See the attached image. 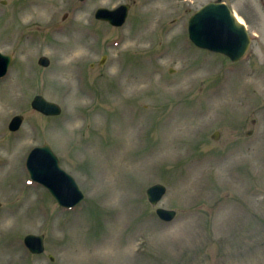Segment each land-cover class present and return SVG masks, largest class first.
Returning <instances> with one entry per match:
<instances>
[{"label": "rangeland", "instance_id": "rangeland-1", "mask_svg": "<svg viewBox=\"0 0 264 264\" xmlns=\"http://www.w3.org/2000/svg\"><path fill=\"white\" fill-rule=\"evenodd\" d=\"M123 1L0 0V264H264V0H228L251 37L238 62L188 39L209 0H137L120 27L94 18ZM36 94L60 115L34 110ZM44 143L84 195L72 209L30 181Z\"/></svg>", "mask_w": 264, "mask_h": 264}, {"label": "water", "instance_id": "water-1", "mask_svg": "<svg viewBox=\"0 0 264 264\" xmlns=\"http://www.w3.org/2000/svg\"><path fill=\"white\" fill-rule=\"evenodd\" d=\"M128 8L124 5L108 9L100 7L95 12V17L107 20L113 25H122L125 21ZM189 39L199 48L227 56L231 61L240 59L250 45V37L244 24L236 14L224 3L209 2L198 8L188 20ZM11 55L0 52V77L5 75ZM38 64L47 66L49 59L45 56L38 58ZM31 106L44 115H58L61 108L58 104L46 100L41 95H35ZM21 115H14L9 121L8 128L17 130L22 123ZM251 131H248L249 134ZM218 132L212 138L216 139ZM26 166L33 180L46 186L55 197L60 206L72 208L83 198L75 180L58 164L55 153L47 143L30 150ZM147 200L151 205H156L166 192V187L161 183L150 185L145 190ZM156 215L164 220L171 221L175 211L157 207ZM23 243L29 252L41 254L44 251V234H26ZM53 260L52 255H48Z\"/></svg>", "mask_w": 264, "mask_h": 264}, {"label": "flooded vegetation", "instance_id": "flooded-vegetation-1", "mask_svg": "<svg viewBox=\"0 0 264 264\" xmlns=\"http://www.w3.org/2000/svg\"><path fill=\"white\" fill-rule=\"evenodd\" d=\"M146 1H148V0H146ZM181 1H184L185 3H187L186 0H181ZM208 2H222V3H225L228 6H230L228 0H209ZM136 3H137V0H126V1L124 0L122 3L118 4V7L124 5L126 8H132ZM179 5L181 7V4H179ZM188 6L192 7L191 5H188ZM181 8H186V6L185 7H181Z\"/></svg>", "mask_w": 264, "mask_h": 264}, {"label": "bare ground", "instance_id": "bare-ground-1", "mask_svg": "<svg viewBox=\"0 0 264 264\" xmlns=\"http://www.w3.org/2000/svg\"><path fill=\"white\" fill-rule=\"evenodd\" d=\"M240 21H242L240 18H239Z\"/></svg>", "mask_w": 264, "mask_h": 264}]
</instances>
